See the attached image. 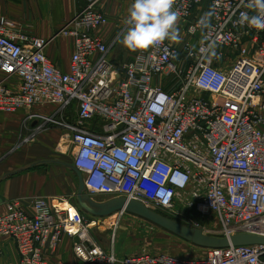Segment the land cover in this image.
I'll return each mask as SVG.
<instances>
[{"label":"built area","instance_id":"obj_1","mask_svg":"<svg viewBox=\"0 0 264 264\" xmlns=\"http://www.w3.org/2000/svg\"><path fill=\"white\" fill-rule=\"evenodd\" d=\"M101 1L85 0L49 39L0 16V115L26 113L22 124L31 134L23 143L47 125L61 127L73 146L71 166L92 198H124L154 212L182 202L216 220L210 228L189 218L188 228L264 239V30L239 23L242 13L256 14L250 0H174L181 45L165 40L122 70L108 58L112 44L94 33L109 21ZM203 3L206 24L192 18ZM58 35L72 40L66 72L44 52ZM220 48L237 53L230 64ZM161 76L173 77L174 88L156 85ZM46 108L51 112L42 113ZM32 208L28 215L20 200H10L0 215V253L2 240H11L18 264H50L63 236L78 264H264L263 244L203 249V257H120L115 233L104 246L102 219L75 202L36 198ZM124 214H114V231Z\"/></svg>","mask_w":264,"mask_h":264},{"label":"crops","instance_id":"obj_2","mask_svg":"<svg viewBox=\"0 0 264 264\" xmlns=\"http://www.w3.org/2000/svg\"><path fill=\"white\" fill-rule=\"evenodd\" d=\"M131 3L132 0L100 2L101 10L110 19L106 26L97 29L94 33L103 42L112 44L108 58L117 70H122L124 64L139 54L128 52L120 44L122 34L119 35V28L125 23ZM84 4L85 0H0V16L18 22L20 29L25 33L49 39L63 28ZM195 13L200 14L201 8H197L193 14ZM182 25L183 21L178 19L176 27L179 40L172 41L176 45L184 39ZM44 52L55 67L66 72L72 53V40L58 35L49 41ZM233 56L235 58V54ZM224 61L217 62V66L222 68ZM155 83L167 91L174 88V80L171 76L157 77ZM24 114L26 115L25 112L0 115V215L5 212V203L15 199L20 200L23 211L28 215H33L32 204L36 198L65 199L75 202L78 188L76 174L72 169L56 164L54 154L43 150L50 145L53 148L54 141L38 133L35 135L38 137L36 145L28 147L21 144L23 139L31 134L29 126L25 127L22 124ZM21 130L22 132L25 130V134L22 135ZM7 132L10 136L2 137ZM60 135L61 133L50 134L54 138ZM41 139H44V142H41ZM10 150L12 153L9 152ZM26 163L30 165L27 166ZM70 247V239L63 236L56 253L50 258V264H56L57 261L63 264H78L71 255ZM0 264H18L15 245L9 239L2 240Z\"/></svg>","mask_w":264,"mask_h":264},{"label":"rangeland","instance_id":"obj_3","mask_svg":"<svg viewBox=\"0 0 264 264\" xmlns=\"http://www.w3.org/2000/svg\"><path fill=\"white\" fill-rule=\"evenodd\" d=\"M98 6L101 8L100 3ZM201 7V13L192 14V18H195L196 20L202 21L206 24L208 21L207 17L205 16V12L207 11L206 3H203ZM122 27L123 24H121L119 30H121ZM182 41L178 43V46L181 45ZM218 50L225 56L229 57V59L225 60L227 64H230L233 61L234 54L236 56V52L230 49L220 48ZM49 112H51L50 108H46L44 111H42L44 114H48ZM22 129H24L23 126ZM24 132L26 131L24 130L22 135L25 134ZM39 133L48 136L47 139H52V141H54L53 143L55 144L53 148H51L50 145L49 147H44L43 150L52 152L54 154V159L62 164L63 167L69 169L72 163L71 153L73 146L70 143L69 138L66 137V133L62 131L61 127L57 125H47L44 130ZM51 133H61V135L54 138L50 136ZM7 136H10V133H4V136L2 137ZM37 139L38 137H34L28 143L21 142V144L30 147L37 144ZM41 142H44V139H41ZM15 148L17 147L15 146ZM9 152L12 153V150ZM26 165L28 166L30 163H26ZM26 172L28 173L29 171ZM95 199L97 202H105L108 200L107 197L101 195ZM157 213L186 227L190 225V219L192 222L207 224L210 228L216 227V220L212 214H206L202 219L193 209H189L182 202L176 203V205L169 211L158 209ZM114 214L102 218L100 230L103 232L99 236V240L104 246L107 247L109 245L108 237L112 233H115L114 251L117 256L121 257L141 252L153 254L167 253L178 257H203L204 255L203 248L195 247L194 245L185 242L184 240L160 229L159 227L129 214H124L119 218V224L114 231V229H112V222L115 219Z\"/></svg>","mask_w":264,"mask_h":264},{"label":"clouds","instance_id":"obj_4","mask_svg":"<svg viewBox=\"0 0 264 264\" xmlns=\"http://www.w3.org/2000/svg\"><path fill=\"white\" fill-rule=\"evenodd\" d=\"M173 3L174 0H132L120 37L122 47L130 53H142L165 40L178 41V13ZM248 7L256 14L242 13L239 23L264 30V0H250Z\"/></svg>","mask_w":264,"mask_h":264},{"label":"water","instance_id":"obj_5","mask_svg":"<svg viewBox=\"0 0 264 264\" xmlns=\"http://www.w3.org/2000/svg\"><path fill=\"white\" fill-rule=\"evenodd\" d=\"M62 165L59 162H55ZM76 174L78 188L75 195V203L79 209L86 215L102 219L119 211L143 219L160 229L188 242L195 247L208 248H226L232 246H244L263 244L264 239L251 235H234L229 238L214 237L202 234L200 230L191 229L181 225L171 219H168L157 212L151 211L136 201H127L124 198L109 199L105 202H97L94 198L85 193L83 178L80 173L69 167Z\"/></svg>","mask_w":264,"mask_h":264}]
</instances>
